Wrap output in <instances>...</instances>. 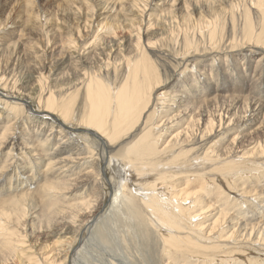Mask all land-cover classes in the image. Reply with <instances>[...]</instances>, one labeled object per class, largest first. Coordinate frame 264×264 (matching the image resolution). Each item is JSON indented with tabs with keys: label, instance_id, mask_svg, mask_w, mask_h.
<instances>
[{
	"label": "bare ground",
	"instance_id": "bare-ground-1",
	"mask_svg": "<svg viewBox=\"0 0 264 264\" xmlns=\"http://www.w3.org/2000/svg\"><path fill=\"white\" fill-rule=\"evenodd\" d=\"M63 2L0 38V264H86L112 222L115 264H264V0Z\"/></svg>",
	"mask_w": 264,
	"mask_h": 264
},
{
	"label": "rangeland",
	"instance_id": "rangeland-1",
	"mask_svg": "<svg viewBox=\"0 0 264 264\" xmlns=\"http://www.w3.org/2000/svg\"><path fill=\"white\" fill-rule=\"evenodd\" d=\"M34 1H35V3L32 4V7H31V6H28V0H0V38L1 37L3 38L2 41L10 40L11 42H13V41L18 39V34L21 32V30H22V32L25 30V25L24 24L21 25V23L28 18V14H27L28 10L37 12L38 16L40 18L39 21H43L47 15L51 16L54 13L58 12L62 7V3H64L63 0H34ZM10 11H11V15L9 18H7ZM32 15H33V13L31 14V16ZM47 18H48V16H47ZM31 21H33L32 17H31ZM31 21L27 25L28 28L32 27ZM49 23H51L50 26H48ZM49 23L43 28V32H41V33L37 32V33H35V35H33V37H24L25 39L23 38V40H20V41L23 43V41L26 42V41L30 40V42L32 44H38L39 43L42 45V47H44V43H45L46 39H45L43 33L45 32L46 28H47V30L52 29V28L58 29V27L60 26L61 29L59 28V30L57 32H60L61 34H64V35L69 33V30L66 29L67 27L64 24H61L59 22L56 23L55 19L51 20ZM37 24L41 25L39 23H37ZM1 25H2V27H1ZM71 27H73V29H76V28H74V25H71ZM53 31L54 30H52V32ZM23 45L26 46L28 44L23 43ZM168 75H169V80H168L169 82H167L164 90H167V89L172 88L173 86L177 85V83H179L178 81H180V77H181L179 68L177 69L174 65H170V67L168 68L167 76ZM241 83H243V82L241 81ZM201 88H202L201 85L198 84V85H196L194 90H196V91L198 90V92L200 93ZM31 110H32L33 114L39 115V113L37 111L38 107L36 105L33 107L31 106ZM78 132L79 131H76L74 133L82 141H85L86 137L94 138L92 135L88 136L87 133L85 134L83 131H81L82 133L81 132L78 133ZM107 161H108V159H107ZM103 176H105V180L107 181V183H109V179L111 182V178L109 177V175L106 176V174L103 172ZM110 185L111 184H109V186L107 185L109 187V197L107 199L108 201L107 200L105 201L104 207L102 208V210L100 212L101 214H97V216L95 217V223H94L95 229H97L100 226L105 225L106 219L103 216V213H104V210L106 211V209H108V206L110 205V202H111V197L113 195L112 185L111 186ZM79 192H82V190ZM110 211H111V208H109L105 212V213H107V216L110 215V214H108ZM118 229H119L118 224H115L114 222H112L111 223V229L106 230L105 233L103 234V235H105L104 238L106 239V241L98 239L95 236L91 237L90 234L86 235V239L88 237H91V240L88 243L89 247L86 250H84V252H83V253L86 252L85 260H87L89 262L88 263L87 261H85L86 264H115V263H118L119 258H120V254L122 252H124L125 249L129 253H131L132 255L140 254L137 251L138 249L136 247V244L132 241H128V243H124V245L126 247H123V245L119 242L120 236L118 233ZM120 230H122V229H120ZM48 239H50V238H48ZM39 244H40V242L38 243V245ZM78 246L74 247V250L77 251L76 252V258H79V256H80L79 254L81 253V249L83 248V245H78ZM33 250H35V247ZM111 257H113V259ZM259 257L264 258V253H260ZM112 260H115L116 262L112 261ZM69 264H75V263L71 262Z\"/></svg>",
	"mask_w": 264,
	"mask_h": 264
}]
</instances>
